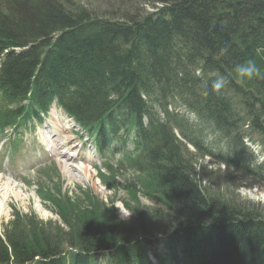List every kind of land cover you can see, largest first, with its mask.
Returning a JSON list of instances; mask_svg holds the SVG:
<instances>
[{"label": "trees", "instance_id": "obj_1", "mask_svg": "<svg viewBox=\"0 0 264 264\" xmlns=\"http://www.w3.org/2000/svg\"><path fill=\"white\" fill-rule=\"evenodd\" d=\"M138 1L151 12L110 20L69 0H0V133L39 118L55 99L82 131L96 135L100 151L120 145V168L155 187L159 212L141 209L137 224H122L96 204L69 205L63 233L17 217L0 236V264H264L263 212L211 198L192 166L173 161L186 149L174 129L209 153L197 126L168 113L170 102H180L231 137V153L215 158L261 179L236 121L227 119L224 92L242 97L264 137V0ZM248 61L259 72L240 80L236 66ZM220 75L228 84L217 93L211 84Z\"/></svg>", "mask_w": 264, "mask_h": 264}, {"label": "rangeland", "instance_id": "obj_2", "mask_svg": "<svg viewBox=\"0 0 264 264\" xmlns=\"http://www.w3.org/2000/svg\"><path fill=\"white\" fill-rule=\"evenodd\" d=\"M69 1L76 6L72 8L82 7L92 12L97 18L110 20H120L122 15L131 14L135 10H141L142 14L152 10L149 5L142 4L138 0ZM19 52L21 50H15V53ZM224 94L225 97L228 95L231 101V116L239 120L235 131L241 136L243 152L249 156L252 170L256 169L261 179L254 178L250 174L245 175L213 157L229 152L231 137L224 136L211 124L188 114L180 102H170L168 113H181L189 124L197 126L198 135L195 134V136L200 141L201 147L210 154L202 155L200 151L187 145L183 158L177 157L173 161L180 162L179 165H183L187 170H190L192 166V178L208 191L206 193L211 195V198H219L222 204L231 202L234 206L253 210L258 208L264 215V200L261 199L264 196V137L252 128L251 118L247 116L241 104L242 97L235 95L233 91L224 92ZM257 108L258 106H255V109ZM160 119L163 120L164 117L160 115ZM261 121H264V116L261 117ZM44 122V125L39 126L35 133L22 134L24 145L18 148L16 154L5 150L8 142L3 144L6 139L3 140L0 135L1 194L4 195L2 189L6 184L11 185L12 192L16 193L7 195L6 198L0 197V236L11 230L12 223L17 217V223L31 221L33 224L39 223L45 230L50 228L52 233L57 230L63 233L67 228L64 223L69 222L68 215H70V211L65 210V207L81 205L84 202L92 204V208L93 204H96L100 207V212H104L103 210L112 212L122 224H137L135 215L142 214L141 209L146 210L148 216L159 214L155 187L145 180L143 175L131 169L115 170L118 166V154H112L110 160L102 158L85 134L80 132L77 135L75 130L78 129H75L73 123L54 107ZM57 134L63 143H69L62 151L76 148L65 154L64 158L59 155L53 156L52 153H44L40 147L42 138L46 139V144L53 145ZM176 135L181 138L177 131ZM75 155L76 158L70 161L69 157H75ZM105 162H110L114 169L105 168ZM61 163L77 166L79 172L74 173V178H71ZM85 168L90 171L88 178L83 174ZM130 195L136 196L131 200ZM147 195H153L152 197H156V200L147 198ZM54 199H56L55 202ZM63 199L65 201L69 199L70 204L65 203ZM101 205L105 207L101 208ZM99 218L101 219V216ZM78 227L81 229L80 223ZM16 230L18 231V228ZM97 258L103 263L105 254H99Z\"/></svg>", "mask_w": 264, "mask_h": 264}, {"label": "bare ground", "instance_id": "obj_3", "mask_svg": "<svg viewBox=\"0 0 264 264\" xmlns=\"http://www.w3.org/2000/svg\"><path fill=\"white\" fill-rule=\"evenodd\" d=\"M224 119H225V117H223ZM227 119L229 120V121H236V123H235V128H237L236 127V124L237 123H239V120H236V119H234L232 116L231 117H227ZM231 129H233V128H231ZM58 139H59V136L57 137ZM42 142L43 143H46V140L44 139V138H42ZM69 143H63V142H59V141H56L54 144H53V146H51L50 148H51V152H53L54 154H57V155H59V157H63L64 158V156H65V154L67 155V153L69 152H71V151H74L76 148H71L70 150H68V151H62V150H64L65 148H66V146L68 145ZM76 158V155H75V157L74 156H71V157H69V160L70 161H72L73 159H75ZM69 161V162H70ZM61 166L63 167V169L65 170V172L67 173V174H69V176L71 177V178H74V173H77V172H79V167H77V166H74V165H72V164H65V163H61ZM65 166H68L67 168L65 167ZM83 174L85 175V177L86 178H88L89 176H90V171L89 170H86V168H85V170H83ZM3 193H4V195H2L1 194V188H0V197L2 196V197H4V198H6L7 197V195H11V194H13V195H15L16 193H14V192H12V187H11V185H9V184H6L4 187H3ZM256 197H258V196H256ZM261 199L262 200H264V196L263 197H261ZM1 201V200H0ZM0 208H1V205H0Z\"/></svg>", "mask_w": 264, "mask_h": 264}, {"label": "clouds", "instance_id": "obj_4", "mask_svg": "<svg viewBox=\"0 0 264 264\" xmlns=\"http://www.w3.org/2000/svg\"><path fill=\"white\" fill-rule=\"evenodd\" d=\"M258 72L259 69L251 61L236 66V74L240 80H243L245 78L251 79L253 76L257 75ZM227 84L228 78L223 75H220L212 81L211 88L218 93L223 88H225Z\"/></svg>", "mask_w": 264, "mask_h": 264}]
</instances>
